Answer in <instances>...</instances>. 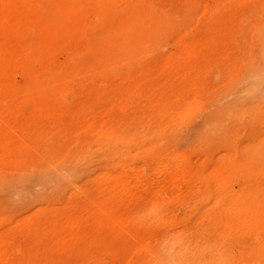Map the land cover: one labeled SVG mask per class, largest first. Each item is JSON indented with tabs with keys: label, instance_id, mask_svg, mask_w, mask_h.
I'll return each mask as SVG.
<instances>
[{
	"label": "bare ground",
	"instance_id": "obj_1",
	"mask_svg": "<svg viewBox=\"0 0 264 264\" xmlns=\"http://www.w3.org/2000/svg\"><path fill=\"white\" fill-rule=\"evenodd\" d=\"M162 1L163 0H0L1 171L2 168L20 170L26 166H30L31 169V164L48 166V163L57 162L59 159L61 160L70 149L69 147H65L66 142H63L65 146L62 144V140L65 141V139H69L73 130L76 131L77 129L87 132V140L83 143L79 142V145L77 144L78 146L76 145L77 149H83L84 151L91 143H101V145H103L102 143L108 142L111 143L112 146V143L118 142L124 146L133 144V142L135 143L138 140H146L147 137L150 139V137L155 136L156 132L150 131V117L146 112L148 110L155 112V115L159 118L158 120L161 121L160 118L163 117L170 119L173 109L176 106L173 100L169 102V98L163 94V91L162 93L160 90L156 91L157 88L153 89V86H151V92L144 90L146 86L144 85L145 82H142V80L145 79L142 77L140 79V75L144 77V71L146 70L139 68V70L134 71L131 70V68L136 62L139 63V59L148 54L147 50L155 44L153 42L154 38L169 28V18L166 17L167 13L165 14L164 12L166 9V2L163 5V8L165 7L163 9L161 6ZM182 1L183 0H180V4L178 5H182L181 3H183V7L186 4L184 5L185 2ZM219 1L222 2L223 0ZM220 2L219 4L223 3ZM167 7L169 8L170 6L167 5ZM170 8L172 9L173 7L171 6ZM173 9L175 11V8ZM169 12L171 11L168 10V13ZM176 21L180 22L177 18ZM176 21L174 19V22ZM177 22L176 26L178 24ZM172 24L173 22L171 25ZM159 38L161 37L157 38L158 41H160ZM157 39L155 38L156 42ZM159 43L160 42L156 43L157 46ZM190 47L191 45H186V52H180V55L182 57L185 56V59H189L192 54H189L191 52ZM150 52L153 53L154 51L152 52V50H150ZM60 54L64 55L63 60L58 58L57 55ZM178 59L180 58L178 57L177 60ZM156 66L155 64V67ZM130 83H132V85ZM106 91L110 94L107 99L104 98ZM79 95H85L87 98L85 96V98H79ZM72 96H77L78 100L74 103H69L68 98ZM134 96L141 98L144 113L141 111V114L137 115L127 108V106L130 105L128 102ZM180 109L181 108H179V110ZM113 110H117L116 113L119 112L120 114L114 115L112 112ZM127 111L130 114L128 113V119H125ZM157 128V131L161 130V127L158 126ZM86 132H84V134ZM76 139L78 138L76 137ZM70 143L72 145L75 144L73 141H70ZM107 145L108 144L105 146L107 147ZM95 146H97V144H95ZM105 146L102 147L105 148ZM126 147H123V149H126ZM138 147L136 149H138ZM131 148L134 147L132 146ZM117 149H115L116 153L118 152ZM64 157H67V155ZM116 157L118 156L116 155ZM128 157L131 159L133 156ZM114 158L115 157H113V159ZM163 164H165V162ZM161 166L164 167V165ZM159 167L157 168L159 169ZM188 170L189 169L184 168L183 170L174 169L171 171L170 169L171 172L168 175L163 174L164 176L162 175L160 179V181L162 180L161 185H159L160 187L152 190L153 194L146 200V203H138L136 201L132 203L129 200L123 201L118 199L119 195H128V197L132 195L129 187L125 185L127 183H124L126 170L120 173V175L118 174L119 176L117 175V179H115L116 176H99L94 180L96 187H100V185L104 184L106 181L109 182L112 180L114 182L109 185L107 184V186H103L101 198L95 195H87L86 198L84 197L85 200L82 205L76 207L73 205L70 206L67 203L66 206L64 205L66 212L51 213L48 215V217L50 216L49 218H45V220L39 219L40 222L31 220V217L30 222L27 223V228L24 232H19V236L30 237L31 240L33 239L38 243L35 244V246L27 247L21 244L13 246L8 238L13 235L15 236V233H13V235L8 233V237L5 234L7 232L3 233L5 235H0V264H106V260H104L105 256L111 255L117 257L119 252L122 253L123 250L125 251L127 249H129L131 255L140 256L139 261H136L137 263L134 264H150L145 259L146 253L154 257L153 261L149 259L152 261L151 264H182L184 260L191 257L194 251V245H191L192 242L188 240L189 237L187 239L184 231L166 232L167 234L164 235V240L162 242V244H164L162 246L159 245L161 247L160 250L162 251L163 249L165 251V255H162V257L166 256L167 253V256L170 255L171 257V253L173 256L171 258H167V256L166 258H162L159 253L160 251L158 252L156 249V240L154 242L151 239V234L147 231L145 234L138 235L133 232L132 227L135 223L142 221L140 213H155L162 209L164 202L162 199L164 198L161 197L160 201L157 200V197L163 192L162 188L169 191L168 193L172 192L174 189H177L178 192L177 187L181 183L187 184V180L189 179L187 178ZM198 173L196 174L197 176ZM228 173L225 175L224 171L220 170L219 172L212 173L211 176L206 175V178L209 177V179L207 178L208 180L212 179L216 184L215 186L218 187V193L215 192L216 195L226 194V191L230 189V194L233 198L230 196L232 199H230L231 203L228 202L230 205L225 203L227 205L225 206L223 203L224 205L219 209L217 220L209 222V224L200 229L199 237L200 240L203 239V241H201L202 244L198 247L199 249L197 248V251H205L208 253V256L202 258L200 253L195 260L191 261V264H242L240 258L242 255V248L239 244V246L237 245V242H241L243 235H245L246 238V234L250 235V240H252L254 244V248L250 252L253 256V264H264V186H262L264 185V178L261 177V185L259 180L260 184L257 183V180L255 181L253 179V175H246L244 173V179L247 178L245 180L252 177L251 183L253 181V184L256 182L260 186H253L254 188L251 189L250 187L249 190L244 191L240 187L241 184L238 183L240 186H237V189L238 187L241 189L236 191L233 189L234 184L230 186V188L228 186L226 187L227 182L228 185H231L230 181L232 182V180H230L231 176ZM230 174L232 175L233 173ZM238 175L234 174L235 177ZM262 175H264V173H262L261 176ZM227 176H230L229 180H227ZM203 177L204 176H202V178ZM238 177H240V175ZM208 180V183L212 181L209 182ZM203 181L204 179L199 182V185L203 186L204 192L206 193V189L210 188H208L206 181ZM197 185L189 186L190 189L186 187V191L184 192L186 193L188 189V191L194 190ZM225 187L227 190H225ZM197 188H199V186H197ZM97 192L99 193V191ZM190 193L187 194H195H192V192ZM208 193V195H210V192ZM89 194L92 193L89 192ZM225 194L222 197L226 198ZM141 200L142 199H140V201ZM168 200L170 201V199ZM227 200L229 201V199ZM115 207H119L120 211L122 208L123 212L121 214L118 213L120 215L113 213L114 211L112 212V210ZM193 208L194 205L192 206V209ZM171 211L173 210L171 209ZM46 212H49V210ZM34 213H32V215ZM224 214H230L232 216L231 219L223 220L221 216ZM40 215L43 217V215L39 213V218L41 217ZM161 216L156 217L157 223L170 224L172 221L168 222V220ZM16 219L18 220V218ZM1 220L3 219L1 218L0 221ZM87 223L93 226L90 227L91 229H87V232L85 231L82 233L80 229L83 228L84 230V226H86ZM171 223H173V221ZM24 225L21 226L24 227ZM21 226L18 227L21 229ZM183 229L182 227V230ZM21 231H23V229H21ZM149 231L151 230L149 229ZM123 237L124 240L126 239L125 237L132 240L131 244L125 246L122 244V246L118 245L117 243H120ZM78 241H81V244L84 242L91 249L77 250L76 252L70 250L68 245L72 243L75 244V242ZM141 249L146 250V253L144 254L143 251L141 252ZM12 250L18 251L19 253L21 252L20 254L22 255L16 259V255L11 252ZM53 250L55 251L53 255H56V258L51 257L49 260L45 261L46 255ZM69 250L72 254H75L77 259L73 262H63L62 255H65ZM10 253H12V258L13 254L15 255V260L10 258ZM235 254L236 257L239 256L237 259L234 258ZM126 257L128 256L126 255ZM126 257L124 260H126ZM56 260H61V262L58 261V263ZM115 262L116 260L114 263Z\"/></svg>",
	"mask_w": 264,
	"mask_h": 264
},
{
	"label": "rangeland",
	"instance_id": "obj_2",
	"mask_svg": "<svg viewBox=\"0 0 264 264\" xmlns=\"http://www.w3.org/2000/svg\"><path fill=\"white\" fill-rule=\"evenodd\" d=\"M179 1L180 0L162 1V8L166 2V9L164 12L165 14L167 13L166 17L169 18L168 23L170 29L168 28V30L156 36V39L158 37L162 38H159L160 41L157 39V42H160L158 46L154 38L153 42L156 45L153 44L152 47L147 50L148 54L139 59V63L136 62L131 68V70L134 71L139 70V68L146 70L144 71V77L140 75V79L142 77L146 80H142V82H145L144 85L146 86L144 90L151 92L152 88H157L156 91L160 90L161 93L163 91V94L169 98V102L173 100L176 107L173 109L171 118L167 119L163 117L160 118L161 121H159L155 112L146 110V114L150 117V122H148L151 130H149L154 133L156 132L155 136L150 137V139L147 137L146 140H138L135 143L133 142V144L124 146L118 142L114 143L116 146L113 143L111 146V143L105 142L108 144L107 147L105 143H102L103 145H101V143H91L85 151L83 149H77V146L79 142L83 143L87 140V132L85 130L81 131V129H77L76 131L73 130L69 139L67 138L65 141L62 140V144L66 142V146L65 144L63 145L70 148L69 152H67V154L65 153L67 157H64L66 156L64 155L61 160L59 159L57 162L54 161L55 163H48V166L31 164V169L30 166H26L20 170L2 168L1 171L0 169L2 173H0V217L3 219L0 221V235L6 234L8 237L9 234L13 235V233H15V236L13 235L14 237L8 238L13 246L21 244L22 246L33 247L35 244H38L33 239L31 240L30 237L19 236V232H24L27 228V223L30 222L31 217V220L40 222L39 219L45 220V218L47 219L50 217H48V215L51 213L66 212L64 205L66 206L67 203L70 206L73 205L78 207V205H82L87 195H95L98 198L102 196L103 186H107V184L109 185L114 182L112 180H110L111 182L106 181L104 184H101L100 187H96L94 180L99 176H116L115 179H117L120 173L126 170L125 177L123 175L124 183H127L125 185L129 187L132 195L129 196L130 198L128 195H119L118 199L123 201L129 200L132 203H135V201L138 203H146V200L153 194L152 190L160 187L159 185L162 183L160 179L163 174L168 175L174 169L183 170L185 168L189 169V172H187V178H189L187 184L181 183L179 186L177 185L178 192L177 189H174L172 192L168 193L169 191L162 188L163 190H161L163 192L157 197L158 201L161 200V197L164 198L162 199L164 200L162 209L157 211L158 213H140L142 221L135 223L132 229L133 232L138 235L145 234L148 231V233L151 234V239L154 242L156 240L155 246L158 252L160 251L161 257L165 255V251L163 249L161 251V247L159 246L164 244H162L164 235L174 231H184L187 239L189 237L188 240L192 242L191 245H194V251L191 257L184 260L182 264H191V261L195 260L200 253L202 258L208 256V253L205 251H197V248L202 244L201 241H203V239L200 240L199 231L202 227L209 224V222L217 220L219 209L222 208L225 203H231L230 196L232 195L230 194V189H228V191L226 187L228 186L230 188V186L234 184V188L231 187L234 190L238 191L242 188L246 191L249 190L250 187L252 189L254 188L253 186H260L257 183L264 178V175L261 176V174L264 173V0H223V3L219 0H194L195 2L193 0H183L182 2H185L184 5L186 4L183 7V3H181L182 5H178L180 4ZM219 2L222 4H219ZM167 5L175 8V11L173 8V10L170 7L168 8ZM168 10L171 12L168 13ZM173 18L175 21L177 18L181 23L176 21L178 23L176 26V22H174ZM170 22H173V24L171 25ZM186 45H191V52L189 54H193V57L191 54L189 59H185V56L182 57L180 55V52H186ZM181 48L185 50L182 51ZM150 50L154 52L151 53ZM57 56L60 60H63V54ZM178 57L180 59L177 60ZM155 64L157 65L156 67ZM130 84L132 85V83ZM151 86L153 87L151 88ZM105 93L104 98L107 99L110 94L107 91ZM84 96L85 95H79V98H87V96ZM77 100V96L68 98L69 103H74ZM141 102V98L134 96L128 102L130 105H128L127 108L137 115L141 114V111L144 113V109L142 108L143 102ZM179 108L181 109L179 110ZM116 111L117 110L112 111L114 115L120 114L119 112L116 113ZM128 111L125 114V119H128ZM158 126L161 127L160 131H157ZM84 132L86 133L84 134ZM76 137L78 139H76ZM70 141H73L75 144L72 145ZM95 144H97V146H95ZM102 146H105V148ZM130 146H133L135 149ZM123 147H126V149H123ZM137 147L138 149H136ZM115 149H117V153ZM116 155L118 157H116ZM125 155L133 157L130 159ZM113 157L117 160H114ZM164 162L166 165L163 164ZM161 165H164V167ZM157 167L162 170H159ZM220 170H223L225 175L229 172L228 174L232 177H226L227 180H229V177L230 180H232V182L230 181L231 185H228L227 182L225 187V190H227L226 194L224 193L226 198L222 197L224 194H218L219 196L216 195V193H218V187L215 186L216 184L212 179L208 180L209 177H207L208 179L206 178V175L211 176L212 173L219 172ZM196 171H198L200 175ZM197 173L198 176L196 175ZM230 173H233V176ZM244 173L246 175H253V179L259 181L257 183L254 181L256 183H254V185L253 181L251 183L252 177L248 180H245L247 178L244 179ZM234 174H239L240 177H238L239 175L235 177ZM202 176L204 177L202 178ZM203 179L208 184V188H210L206 189V193L204 192L203 186L199 185V182ZM207 180L209 182L212 181L208 183ZM261 181L260 183L262 185ZM238 183L241 184V186ZM191 185H197L199 188L196 186L194 190L191 188L192 190L188 191ZM237 186L241 188L239 189L238 187L237 189ZM186 187H189V189L185 193ZM97 191H99V193ZM89 192L92 194H89ZM190 192L195 194L190 195ZM208 192H210V195H208ZM215 195L217 198H214ZM165 196L167 198L169 197L168 199H170V201ZM140 199L142 200L140 201ZM227 199H229V201ZM193 205L194 208L192 209ZM225 206L227 205L225 204ZM119 209V207H115L112 212L114 211L113 213L120 215L123 210L122 208L121 211ZM171 209L173 211H171ZM48 210L49 212H46ZM32 213L34 214L32 215ZM39 213H41L43 217L40 215L41 217L39 218ZM160 213L164 215L161 216ZM159 216L168 220V222L172 220L173 223H171L172 221L170 224L157 223L156 217ZM221 217L223 220H230L232 216L230 214H224ZM16 218H18V220ZM15 224L19 227L25 224L24 227L21 226L23 231ZM86 226H84V230L83 228L80 229L82 233L87 229H91L90 227L93 225L87 223ZM182 227L186 231L184 229L182 230ZM149 229L151 231H149ZM4 232L7 233L3 234ZM249 236L250 235L246 234L245 238V235H243L241 242H237V245L239 244L242 248V255L240 257L242 264H253V256L250 252L254 248V244ZM125 238L124 240L123 237V240L117 244H122L124 246L131 244L132 240H129L127 237ZM83 243L84 242L81 244V241H78L75 242V244H70L71 246L68 245V247L75 252L77 250H87L90 248L87 244ZM53 251L46 255L45 261L49 260L51 257L56 258V255H53L55 251ZM140 251H143L144 254L146 253V250L141 249ZM11 252L16 255V259L22 255L20 254L21 252L19 253L15 250ZM69 252L62 255L63 258H61L63 262H73L77 259L75 254ZM127 252H129V249L123 250L122 253L119 252L117 257L107 255L104 257V260H106L105 263L134 264L137 263L136 261H139L140 256L131 255L130 252ZM12 253H10V258L15 260L14 254L13 258L11 257ZM125 253L129 258L126 257ZM146 255L145 259L151 264L154 257L149 253H146ZM171 255L173 256L172 253ZM166 256L163 257L166 258ZM125 257L126 260H124ZM169 257L170 255L167 256V258ZM238 257L239 256L236 257L235 254L234 258L237 259ZM114 259L116 260L115 263ZM58 261L61 262V260Z\"/></svg>",
	"mask_w": 264,
	"mask_h": 264
}]
</instances>
